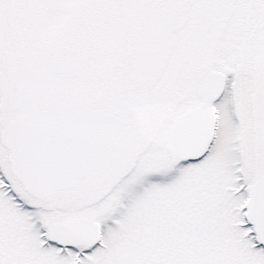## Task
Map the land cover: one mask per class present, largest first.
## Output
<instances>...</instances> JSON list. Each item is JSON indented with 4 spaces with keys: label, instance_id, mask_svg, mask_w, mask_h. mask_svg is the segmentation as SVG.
<instances>
[{
    "label": "snow or ice",
    "instance_id": "6c2138e0",
    "mask_svg": "<svg viewBox=\"0 0 264 264\" xmlns=\"http://www.w3.org/2000/svg\"><path fill=\"white\" fill-rule=\"evenodd\" d=\"M0 264H264V0H0Z\"/></svg>",
    "mask_w": 264,
    "mask_h": 264
}]
</instances>
